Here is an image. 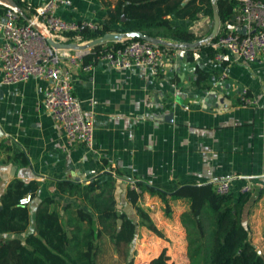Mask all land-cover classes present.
Returning a JSON list of instances; mask_svg holds the SVG:
<instances>
[{
    "label": "crops",
    "instance_id": "1",
    "mask_svg": "<svg viewBox=\"0 0 264 264\" xmlns=\"http://www.w3.org/2000/svg\"><path fill=\"white\" fill-rule=\"evenodd\" d=\"M20 1L25 6L23 12L31 16L33 8L47 0ZM115 1L70 0L54 11L64 19L102 22L105 9ZM5 9L0 8V18ZM200 16L195 22L179 18L175 23L204 37L208 15ZM175 49L155 70L115 68L98 60L82 68L62 56V66L70 70L72 91L83 113L94 120L90 145L67 142L63 129L43 105L45 78L32 76L5 84L0 72V193L15 176L39 180L38 192L28 202L31 227L44 196L54 197L59 209L73 201L56 189L59 178L87 182L97 174L109 175L115 179L116 200L130 206L126 188L135 180L171 191L179 184L214 183L236 175L233 192L245 183L250 185L244 223L263 254L264 53L259 52L253 61L234 59L230 54L218 61L195 49L194 59L189 60L184 49ZM68 52L75 53L73 49ZM196 63L209 72L207 88L191 85ZM242 88L252 97L251 103L240 101ZM16 151L24 153L26 163L14 158ZM141 203L153 205V212L144 208L163 235L138 225V255L144 253L150 264V259L165 249L171 260L187 264L186 234L180 221L187 202L172 200L166 213L156 195L144 192Z\"/></svg>",
    "mask_w": 264,
    "mask_h": 264
},
{
    "label": "trees",
    "instance_id": "2",
    "mask_svg": "<svg viewBox=\"0 0 264 264\" xmlns=\"http://www.w3.org/2000/svg\"><path fill=\"white\" fill-rule=\"evenodd\" d=\"M15 1L24 9L20 0ZM216 5L223 24L234 15L238 0H216ZM0 8L3 10L6 6L0 4ZM105 10L106 17L100 22L101 26L83 32V38L111 30H139L149 36L188 42L201 36L189 27L175 23V20L193 21L200 15L212 18L211 0H116ZM19 21L25 22V19L19 17ZM215 38L216 35L212 41ZM131 39L146 40L124 38L125 41ZM120 43L119 40H109L91 46V53L83 56V62L95 60L92 51L105 50ZM157 45L174 49L168 45ZM195 49L204 50L211 58L218 50L210 42L184 48L189 60L194 59ZM194 74L192 87L207 88L208 70L196 63ZM14 158L27 162L22 151L14 152ZM39 185L37 179L25 181L15 176L0 193V264H99L97 257L106 242L105 237L110 243L106 244L114 253L123 247L126 264H133V257H128L129 246L136 236L138 222L125 210L117 208L113 177L101 173L87 182L57 179L56 189L71 196L73 201L59 209L54 197L44 196L35 209L31 227L29 205L20 203L19 199L27 193L33 197ZM134 185L136 188L127 186L126 197L141 224L158 235H163V232L141 203L144 192L156 195L166 213L171 210L172 200L187 202V208L180 213L186 234L187 264H264V256L256 251L244 223V210L251 195L249 190L220 193L213 182L179 184L171 191L139 180H135ZM118 219H121L120 223ZM149 263L178 264L170 259L165 249L153 256Z\"/></svg>",
    "mask_w": 264,
    "mask_h": 264
},
{
    "label": "built area",
    "instance_id": "3",
    "mask_svg": "<svg viewBox=\"0 0 264 264\" xmlns=\"http://www.w3.org/2000/svg\"><path fill=\"white\" fill-rule=\"evenodd\" d=\"M61 4L68 5L70 0L42 2L33 8L34 12L25 22L19 21L21 15L13 6L6 5L4 16L0 18L1 82L14 84L32 76L45 78L48 84L43 105L63 129L67 142L72 144L81 141L90 145L93 140L94 120L83 113L71 88L70 70L62 66V56L69 57L71 63L82 68H88L98 60L115 68L145 67L155 70L167 57H172L176 49L160 47L148 40L125 41L122 38L119 45L92 51L95 53V60L84 63L83 56L91 53L90 48L74 50L75 53L71 55L69 49L52 47L43 32L58 40L66 36L77 37V41H83V32L99 28L101 24L91 19H64L54 11ZM26 7L30 9L31 4L27 3ZM35 24L42 30L36 28ZM209 42L218 49L214 53V59L218 61L227 54L234 59L255 60L259 52L264 53V0H238L234 15L223 24L220 23L216 38ZM238 95L242 103L253 101L246 88L240 89ZM236 178L238 176L232 175L215 181L216 191H231ZM131 186L135 187L134 182H131ZM248 190V183L239 189ZM29 201V193L19 199L20 203ZM150 207L153 208V205Z\"/></svg>",
    "mask_w": 264,
    "mask_h": 264
},
{
    "label": "water",
    "instance_id": "4",
    "mask_svg": "<svg viewBox=\"0 0 264 264\" xmlns=\"http://www.w3.org/2000/svg\"><path fill=\"white\" fill-rule=\"evenodd\" d=\"M1 2L6 3L7 5L13 6L22 17H24L26 20H29L28 16L23 12V10L18 6L15 0H0ZM184 3V1H183ZM212 3V26L211 30L208 32V34L204 37L197 38L192 41H176L171 39H165L158 36H149L139 30H128V31H121V30H111L106 31L100 35L94 36L89 38L88 40L84 42L75 41V40H58L53 37H51L47 32H43L44 36L46 37L47 42L54 48H60V49H73V50H84L87 48H90L91 46L103 43L109 40H120L122 38H130V37H140L142 39H146L152 43L155 44H162V45H168L172 46L174 48H194L197 47L203 43H208L210 40H212L215 35L218 32L219 25H220V17L216 5V0H211ZM122 19H124V16L122 15ZM35 27L39 30H42L40 26L35 24ZM244 28H242L243 31ZM185 64V63H184ZM194 67H192L191 70H193ZM211 95H215V93H212ZM77 179V178H76ZM118 223L121 222V219L117 220ZM256 251L259 253L260 249L256 247Z\"/></svg>",
    "mask_w": 264,
    "mask_h": 264
},
{
    "label": "rangeland",
    "instance_id": "5",
    "mask_svg": "<svg viewBox=\"0 0 264 264\" xmlns=\"http://www.w3.org/2000/svg\"><path fill=\"white\" fill-rule=\"evenodd\" d=\"M200 17H202V16H200ZM207 20L208 21L206 23V28H208V29H207L206 32H203L202 34L208 33L211 30L212 18L210 16H207ZM196 23H197V21H196ZM198 28H202V26L201 25H198ZM60 39H62V40H75V41H77L76 39H79V38H77V37H73V38L72 37H69V38H66V36H63V37H60ZM88 39L89 38H83V41H80V42H84V41H86ZM118 205H119V207H118ZM143 206L144 207L145 206L148 207L146 204L143 205ZM117 208L118 209L125 210L128 215H130L134 219H137L138 225L143 226L144 227L143 229L145 231L148 229L145 225L141 224L142 222H140V218L137 215V213H136V211H135V209H134V207L132 205L129 206L128 204H125V206H124V204L120 201V199H118V201H117ZM151 209H154V208L148 207V210H151ZM145 231L142 230V232H145ZM138 237L135 236L134 237V240L131 242V244L129 246V256L128 257H133V264H148V261L146 259L147 257H145L143 255L144 253L138 255L139 254V249L138 248L140 247V238H138ZM104 239H105V241L108 244H110L107 237H105ZM106 242H104L102 249L99 250L100 253L98 254V257H97V260H98L99 264H126V258L123 257V253L125 252V251L123 252V247H120V252L114 253L113 249L111 247L109 248V246L106 244ZM110 249L113 252L110 251ZM260 252H261V250H260ZM263 256H264V252H263Z\"/></svg>",
    "mask_w": 264,
    "mask_h": 264
}]
</instances>
